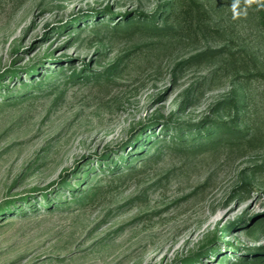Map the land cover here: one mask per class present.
<instances>
[{
  "label": "rangeland",
  "instance_id": "obj_1",
  "mask_svg": "<svg viewBox=\"0 0 264 264\" xmlns=\"http://www.w3.org/2000/svg\"><path fill=\"white\" fill-rule=\"evenodd\" d=\"M196 1L162 36L94 24L172 0H0V207L16 209L0 217V264H232L264 253V229L252 235L264 218V32L244 0ZM74 71L84 80L64 83ZM237 96L252 144L127 166L156 153L146 141L164 128L150 125L230 121L215 112ZM120 158L133 175H115Z\"/></svg>",
  "mask_w": 264,
  "mask_h": 264
},
{
  "label": "trees",
  "instance_id": "obj_2",
  "mask_svg": "<svg viewBox=\"0 0 264 264\" xmlns=\"http://www.w3.org/2000/svg\"><path fill=\"white\" fill-rule=\"evenodd\" d=\"M250 10L253 12L255 18L258 20V23L261 29L264 32V0H244ZM184 0H172L170 4L166 7L165 11L161 12L160 8L154 14H144L138 12L136 15H126L124 21L119 22L115 25H111L107 22H99L94 24V29L105 30L110 34H120L122 32L132 33L134 31L143 34H151V35H171L173 31V25H175L176 21L180 20L181 13L178 12L177 7L183 4ZM192 4V9H200V3L196 0H189ZM110 10V8L106 9ZM130 16V17H129ZM97 17V16H96ZM103 19H110L111 14H106ZM161 19V21L159 20ZM174 23V24H173ZM188 61L185 62V64ZM184 64L179 66H183ZM187 67V65H184ZM64 67V66H62ZM180 68V67H179ZM178 68L179 71L180 69ZM86 70V67L84 71ZM34 71V72H33ZM87 71V70H86ZM37 70L33 68L31 73H36ZM17 72L12 73V77H16ZM176 73V72H174ZM60 74V73H59ZM263 75V74H261ZM56 77L58 75H55ZM81 73H76L75 71L69 77L65 76L63 79L64 83H68L70 81H83ZM107 76V75H106ZM53 77V78H56ZM81 77V78H80ZM105 77L103 73H96V75L92 76V79L95 81H99ZM2 77L0 76V89L5 88L2 81ZM88 81V80H87ZM24 85H27L26 83ZM43 85V84H42ZM26 88V86H25ZM33 89H41L38 85H31ZM191 101V97H187V101L184 104H188ZM242 99L240 96L235 98H231L229 100H224L220 106L216 109L217 114L223 116L225 114L231 117L230 121L222 120H214V119H204L201 123L195 125H188L182 123H173L171 119L167 121H163L161 123H154L150 125V127H155L160 124L163 131V136H151L154 137V140L150 141V138L146 143H149L148 149L155 147V154H149L148 156H144V154H131L127 159H129V164L127 166H131L132 162H135L137 159L141 160V166H146L148 164H153L155 162H159L161 157L166 153H175L179 155H195L196 153L202 152L204 150L219 148L223 146H232L239 143H247L252 144L253 140L248 137L252 135L249 125L247 126L246 120H244V116H242ZM154 130V129H153ZM156 134V132H152ZM254 135V134H253ZM254 139V138H253ZM119 165L116 163H112L113 167L116 165V174L121 175L122 177H128L134 174L133 169L121 170L124 163H126V159L120 158ZM111 174V173H110ZM96 176V175H95ZM94 176V177H95ZM119 177V176H118ZM245 186L250 187V184L244 183L239 186L240 191H246ZM103 190L102 187H95L91 194H86L82 199V201L90 200L92 197L97 195L98 191ZM90 192V191H89ZM8 203V202H6ZM15 202L8 203L4 207H0V217H7L6 220L13 219L15 216L13 215V208L15 209ZM51 205L50 203L47 204ZM16 210V209H15ZM17 213H22V208L20 207ZM15 212V213H16ZM7 215V216H6ZM233 225L227 227V231H229ZM264 229V218L257 223L253 224L252 227V235L255 236L259 230L262 231ZM198 259L192 260L187 264H195ZM222 264H227L229 262L228 257L224 256L221 259ZM232 264H264V253L259 254L255 258H242L238 263Z\"/></svg>",
  "mask_w": 264,
  "mask_h": 264
}]
</instances>
